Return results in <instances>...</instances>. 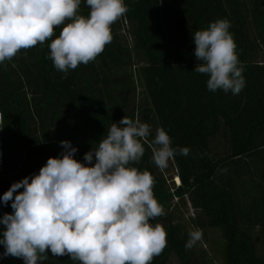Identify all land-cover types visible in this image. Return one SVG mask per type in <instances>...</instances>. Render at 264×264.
I'll return each instance as SVG.
<instances>
[{
  "label": "trees",
  "instance_id": "16d2710c",
  "mask_svg": "<svg viewBox=\"0 0 264 264\" xmlns=\"http://www.w3.org/2000/svg\"><path fill=\"white\" fill-rule=\"evenodd\" d=\"M124 3L129 10L111 25L112 42L87 65L58 71L49 58L51 40L0 63V197L13 183L38 174L49 157H59L60 141L76 147L74 159L84 163V154L98 146L112 123L124 116L139 119L163 128L171 147L189 149L188 155L177 153L170 160L176 185L154 164L151 135L141 141L140 162L131 165L154 177V197L165 212L150 221L167 233V246L151 264H168L171 254L180 264H212L204 249L185 247L189 232L175 208L178 201L198 211L199 227L219 231L223 264H264V169L258 181L246 163V158L264 157V0ZM79 14H90L84 0ZM218 19L230 22L243 66L246 83L237 95L208 90V74L194 70L199 61L192 34ZM219 135L228 144L222 156L211 147ZM239 164L255 181L247 192L241 189L246 200L236 196L227 168ZM234 172L236 179L244 174ZM12 211L11 201H0V217ZM4 228L0 224V237ZM3 252L0 245V264L6 262ZM47 255L41 264H80L67 255L54 257L50 250Z\"/></svg>",
  "mask_w": 264,
  "mask_h": 264
},
{
  "label": "clouds",
  "instance_id": "9594fccd",
  "mask_svg": "<svg viewBox=\"0 0 264 264\" xmlns=\"http://www.w3.org/2000/svg\"><path fill=\"white\" fill-rule=\"evenodd\" d=\"M81 3L0 0V63L47 40L49 58L58 71L66 74L94 61L113 40L111 25L129 9L124 0H84L90 9L85 17L79 14ZM60 26L59 36L52 39ZM230 26L228 20L218 19L192 34L199 61L194 70L208 74V90L237 95L246 82ZM151 133L149 124L124 116L84 154V163L74 159L76 147L60 141L59 157H49L38 174L13 183L0 197L5 205L11 201L13 210L0 217L5 226L0 237L3 257L40 264L50 250L54 257L67 255L80 264H151L167 246V233L150 221L165 212L154 197V177L131 166L140 162L145 152L141 141ZM151 144L152 160L160 169L177 153L189 154L186 147H171L163 128L156 129ZM202 239V230L192 231L185 247Z\"/></svg>",
  "mask_w": 264,
  "mask_h": 264
},
{
  "label": "rangeland",
  "instance_id": "374dc122",
  "mask_svg": "<svg viewBox=\"0 0 264 264\" xmlns=\"http://www.w3.org/2000/svg\"><path fill=\"white\" fill-rule=\"evenodd\" d=\"M259 60H261L259 58ZM137 94L138 97H142V87L138 84L137 86ZM142 99V98H141ZM152 133H151V141L155 138V132L158 128L155 124L151 125ZM226 138L223 135H219L217 140H213L211 142L212 152L220 154V156L224 155L222 151H224L228 144L225 142ZM263 156H253L246 158V163L248 167L251 168V173H255V180L260 181L261 173L260 170H263ZM244 164H239L235 166H228L227 168L230 170V176L235 179V193L238 198H243L242 200H246V195L242 194L241 189H244L246 192L249 190V187H252L255 181L250 179L247 167L243 166ZM160 168H158L159 170ZM165 173V176L168 178H172L174 180L175 185L179 183L178 177H176V169L174 168L173 163L169 161L168 167L165 169H160ZM244 171V174H240V179H236V174L234 171ZM233 172V174H232ZM224 177H226V170L224 171ZM260 176V177H259ZM169 181V180H168ZM174 199L171 203L173 205ZM175 208L179 210V218L183 223L187 231L190 233L195 230H202L203 239L194 246L196 251L204 249L206 251L207 257L211 260L212 264H223L222 256H221V245L223 239L221 234L217 229H211L207 227H199L197 218L200 217L198 211H196L188 202H180L176 203ZM5 264H23V260L21 258L6 257ZM168 264H180L175 255L171 254L168 258Z\"/></svg>",
  "mask_w": 264,
  "mask_h": 264
},
{
  "label": "built area",
  "instance_id": "2783aa9c",
  "mask_svg": "<svg viewBox=\"0 0 264 264\" xmlns=\"http://www.w3.org/2000/svg\"><path fill=\"white\" fill-rule=\"evenodd\" d=\"M1 157H2V151H1V140H0V165H1ZM23 264H24V261H23Z\"/></svg>",
  "mask_w": 264,
  "mask_h": 264
}]
</instances>
